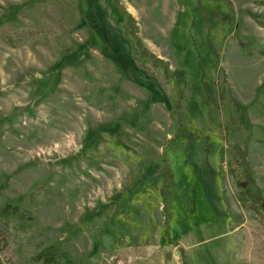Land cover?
<instances>
[{
  "label": "rangeland",
  "instance_id": "374dc122",
  "mask_svg": "<svg viewBox=\"0 0 264 264\" xmlns=\"http://www.w3.org/2000/svg\"><path fill=\"white\" fill-rule=\"evenodd\" d=\"M261 15L264 0H0V205L74 264H264ZM16 233L0 264H20L19 239L31 256Z\"/></svg>",
  "mask_w": 264,
  "mask_h": 264
},
{
  "label": "trees",
  "instance_id": "16d2710c",
  "mask_svg": "<svg viewBox=\"0 0 264 264\" xmlns=\"http://www.w3.org/2000/svg\"><path fill=\"white\" fill-rule=\"evenodd\" d=\"M132 20L129 14H126V21ZM258 24L264 29V15H261L258 19ZM241 49L245 51H251L247 53L246 55H250L251 52H257L255 46H252L247 43V41L240 42ZM135 46L138 50V53L140 55H145V52L142 48V46L139 44V41L135 39ZM253 47V48H252ZM248 49V50H247ZM259 53L261 55H264V52L259 50ZM165 75L168 76V71L165 70ZM174 79V75L172 74V77ZM181 82V79L179 81L175 78L174 84L175 87H178ZM176 104L175 109L178 110L180 108V101L182 98V94L180 90L176 88ZM229 166L231 168V172L234 174V179L238 180L240 179H248L250 177V163L247 161L246 158V146H234V150L232 152V156L229 159ZM244 168V169H242ZM242 169V171H241ZM237 171V172H235ZM173 175L172 171L169 168L168 165H165V168L163 170V188L160 190V196L163 201V208H165L166 203V196L164 195V187L170 186L172 183ZM254 179L252 178V181ZM261 191L258 187H256L253 182L251 183V186L248 188L246 192V197L242 198L243 203L249 207L254 214H256V219L260 220V216L257 212H255V209L257 207V204L261 201ZM166 209V208H165ZM34 218L30 215H26L25 212H21L17 206H13L9 203L0 205V250L3 249V247H7L9 243V236L13 239H17L16 232H23L25 233V239L26 243L25 245L30 248L31 256H26L22 254L21 249H23L24 245L22 244L21 240L19 239L20 243H17V249L19 250V253H17V257H19V263L22 264L25 261L39 264H74L67 256L66 253L63 251H60L59 248L48 245L46 246V242L44 239L39 238V236H34L32 233L27 231H32L33 226L35 225ZM261 223L264 224V220H260ZM166 224V221H165ZM18 225V226H16ZM167 226V225H166ZM167 227H165V234H168ZM34 239L40 240L39 242H36ZM28 258V260H27ZM30 258V259H29Z\"/></svg>",
  "mask_w": 264,
  "mask_h": 264
}]
</instances>
